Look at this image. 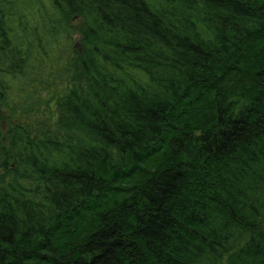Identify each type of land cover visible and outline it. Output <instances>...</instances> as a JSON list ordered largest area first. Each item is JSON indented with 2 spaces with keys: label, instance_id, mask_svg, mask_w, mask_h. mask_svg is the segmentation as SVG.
<instances>
[{
  "label": "trees",
  "instance_id": "1",
  "mask_svg": "<svg viewBox=\"0 0 264 264\" xmlns=\"http://www.w3.org/2000/svg\"><path fill=\"white\" fill-rule=\"evenodd\" d=\"M0 171V264H264V0H0Z\"/></svg>",
  "mask_w": 264,
  "mask_h": 264
},
{
  "label": "rangeland",
  "instance_id": "2",
  "mask_svg": "<svg viewBox=\"0 0 264 264\" xmlns=\"http://www.w3.org/2000/svg\"><path fill=\"white\" fill-rule=\"evenodd\" d=\"M75 40H77V37L75 38ZM51 109L53 110V104H51ZM9 116L10 115H8V119H6V120L3 119V126H4L5 130L8 129V126L10 127L11 124L14 123L15 121L21 125H26L27 123L30 124L34 118V117L23 118V117H21V115H15L12 118H9ZM35 119H41V116H37ZM1 173H2V171H0V174Z\"/></svg>",
  "mask_w": 264,
  "mask_h": 264
}]
</instances>
